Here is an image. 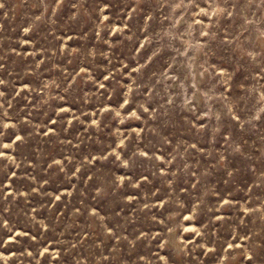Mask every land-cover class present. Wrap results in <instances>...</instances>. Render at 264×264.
I'll return each instance as SVG.
<instances>
[{"label": "rangeland", "instance_id": "rangeland-1", "mask_svg": "<svg viewBox=\"0 0 264 264\" xmlns=\"http://www.w3.org/2000/svg\"><path fill=\"white\" fill-rule=\"evenodd\" d=\"M0 264H264V0H0Z\"/></svg>", "mask_w": 264, "mask_h": 264}, {"label": "clouds", "instance_id": "clouds-1", "mask_svg": "<svg viewBox=\"0 0 264 264\" xmlns=\"http://www.w3.org/2000/svg\"><path fill=\"white\" fill-rule=\"evenodd\" d=\"M101 11L103 12V9H101ZM105 19H106V17H105ZM119 113H117V115H118ZM93 123H95V121H93ZM18 139H19V137H18ZM56 163H60V161H56ZM125 163H127L126 161H125ZM57 199H59V197H57Z\"/></svg>", "mask_w": 264, "mask_h": 264}]
</instances>
